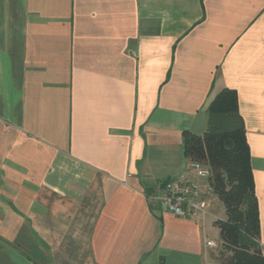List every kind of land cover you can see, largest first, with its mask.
Listing matches in <instances>:
<instances>
[{
    "label": "crops",
    "instance_id": "1",
    "mask_svg": "<svg viewBox=\"0 0 264 264\" xmlns=\"http://www.w3.org/2000/svg\"><path fill=\"white\" fill-rule=\"evenodd\" d=\"M225 88L264 253V0H0V264H221L153 196Z\"/></svg>",
    "mask_w": 264,
    "mask_h": 264
},
{
    "label": "trees",
    "instance_id": "2",
    "mask_svg": "<svg viewBox=\"0 0 264 264\" xmlns=\"http://www.w3.org/2000/svg\"><path fill=\"white\" fill-rule=\"evenodd\" d=\"M202 134L184 132L185 156L209 168L208 183L222 201L226 218L220 227L221 264H264L260 214L251 151L235 90L225 88L208 106Z\"/></svg>",
    "mask_w": 264,
    "mask_h": 264
},
{
    "label": "built area",
    "instance_id": "3",
    "mask_svg": "<svg viewBox=\"0 0 264 264\" xmlns=\"http://www.w3.org/2000/svg\"><path fill=\"white\" fill-rule=\"evenodd\" d=\"M196 174V179H192L190 172ZM210 176L209 168L202 165L199 161L192 160L188 164V171L173 180H167L163 184L164 192L154 195L153 198L159 201L166 209L173 214L198 220L200 216L209 211V202L213 197L214 190L209 183L202 185L201 179H208ZM207 245L216 247L217 240L207 239Z\"/></svg>",
    "mask_w": 264,
    "mask_h": 264
},
{
    "label": "rangeland",
    "instance_id": "4",
    "mask_svg": "<svg viewBox=\"0 0 264 264\" xmlns=\"http://www.w3.org/2000/svg\"><path fill=\"white\" fill-rule=\"evenodd\" d=\"M208 183V179H201V183L205 184V183ZM202 184V185H203ZM221 203V201L219 199H217V202H215L214 204V209H216L218 211V214L217 216L219 217H225V212H224V205ZM223 206V207H222ZM214 216H211L209 221H210V225L208 227V237L209 238H213L215 240H218L219 239V236H218V229L216 226L213 225V223H211V221L213 220ZM219 219V218H218ZM219 245H217V249L216 252L219 253V252H223L224 254H228L229 252H227L225 249L222 250L223 248H221V245L220 243H218Z\"/></svg>",
    "mask_w": 264,
    "mask_h": 264
}]
</instances>
